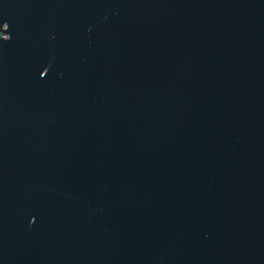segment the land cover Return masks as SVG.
Segmentation results:
<instances>
[{
  "label": "water",
  "instance_id": "1",
  "mask_svg": "<svg viewBox=\"0 0 264 264\" xmlns=\"http://www.w3.org/2000/svg\"><path fill=\"white\" fill-rule=\"evenodd\" d=\"M0 264H264V0H0Z\"/></svg>",
  "mask_w": 264,
  "mask_h": 264
}]
</instances>
